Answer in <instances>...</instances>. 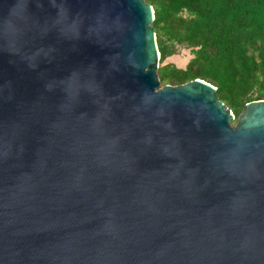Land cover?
<instances>
[{
    "label": "water",
    "instance_id": "95a60500",
    "mask_svg": "<svg viewBox=\"0 0 264 264\" xmlns=\"http://www.w3.org/2000/svg\"><path fill=\"white\" fill-rule=\"evenodd\" d=\"M154 17L0 0V264H264V98L162 85Z\"/></svg>",
    "mask_w": 264,
    "mask_h": 264
},
{
    "label": "trees",
    "instance_id": "16d2710c",
    "mask_svg": "<svg viewBox=\"0 0 264 264\" xmlns=\"http://www.w3.org/2000/svg\"><path fill=\"white\" fill-rule=\"evenodd\" d=\"M154 8L162 85L196 78L217 87L236 118L264 98V0H146ZM189 50L185 67L167 59Z\"/></svg>",
    "mask_w": 264,
    "mask_h": 264
},
{
    "label": "rangeland",
    "instance_id": "374dc122",
    "mask_svg": "<svg viewBox=\"0 0 264 264\" xmlns=\"http://www.w3.org/2000/svg\"><path fill=\"white\" fill-rule=\"evenodd\" d=\"M190 57H191V54L189 50L183 48L180 50V53L169 57L167 59V62H172L179 67H185ZM235 122L236 120L233 121V123Z\"/></svg>",
    "mask_w": 264,
    "mask_h": 264
}]
</instances>
